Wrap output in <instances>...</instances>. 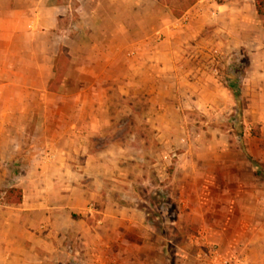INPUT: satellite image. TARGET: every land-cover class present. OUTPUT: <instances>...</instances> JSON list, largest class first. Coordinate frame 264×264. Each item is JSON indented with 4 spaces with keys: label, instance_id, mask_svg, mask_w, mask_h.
Listing matches in <instances>:
<instances>
[{
    "label": "rangeland",
    "instance_id": "obj_1",
    "mask_svg": "<svg viewBox=\"0 0 264 264\" xmlns=\"http://www.w3.org/2000/svg\"><path fill=\"white\" fill-rule=\"evenodd\" d=\"M58 1L72 35H38L36 66L25 37L13 53L0 49V209L11 186L25 189V205L60 202L69 129H79L73 165L86 179L72 181L84 190L72 197L88 210L86 238L64 236L57 264L78 263L66 254L239 264L252 221L264 256V18L254 1ZM69 38L72 56L61 45L52 67L56 42ZM141 49L145 66H132ZM103 149L110 173L86 161Z\"/></svg>",
    "mask_w": 264,
    "mask_h": 264
},
{
    "label": "crops",
    "instance_id": "obj_2",
    "mask_svg": "<svg viewBox=\"0 0 264 264\" xmlns=\"http://www.w3.org/2000/svg\"><path fill=\"white\" fill-rule=\"evenodd\" d=\"M254 1V0H253ZM255 8V5L253 4ZM256 11V10H255ZM67 15V5L58 0H0V49L4 54L5 46L13 53L16 39L25 37L28 39L29 45L32 43L33 51V65L36 66V41L38 35H45L46 37H61L70 36L69 30L62 27L65 20L64 15ZM61 26V27H60ZM57 48L50 59V64L53 67L56 60L60 46L68 47V54L72 56L71 45L72 39L56 42ZM29 51H31L29 47ZM150 51L136 50L131 51L130 63L132 66H145L144 61H137L136 56L140 54H147ZM4 58V55H2ZM14 57V56H13ZM2 58V59H3ZM152 58V57H151ZM11 64L10 66H13ZM49 77L45 81V89L50 81ZM9 83L15 84L16 79H12ZM70 134L68 138L66 155L62 158L63 169L60 171V177L65 182L66 191L62 192L60 202L45 207L42 203L25 205L24 201L18 204H10L2 206L0 209V264H57L63 262L61 252L64 250L63 240L64 236L68 240L77 239L84 241L85 234L81 229L83 225H87L84 217L88 210L82 211L76 209V203L72 195L80 194L82 186L79 187L72 183L73 180L86 179V171H82L83 166L79 169H74V162L79 163L76 159L81 148L83 149L84 142L82 136L77 134L81 130L69 129ZM72 133V134H71ZM76 152V155L73 153ZM108 151L103 149L101 153L89 154L86 158L87 162L96 159V163L103 165L107 172H111L109 163L110 156ZM46 161L51 160V156H45ZM4 161H0V164ZM54 162V161H53ZM3 173V172H2ZM101 174V173H100ZM103 179V174L100 175ZM22 187V186H21ZM25 194V189H22ZM90 192L89 188L85 190ZM253 195H258L254 193ZM41 208V209H35ZM260 212L261 210H254ZM44 216L45 227L43 229L37 227L33 222L31 216ZM79 215V217H75ZM259 221L254 223L252 221L253 232L247 238L244 237L240 243L242 245L240 253L237 254L239 264H264V256L261 255L262 240L255 227L260 225ZM258 224V225H257ZM250 223L247 222V226ZM69 241L68 244L70 243ZM72 245V244H70ZM64 252V251H63ZM77 258V264H95L94 257L85 258L84 254L81 257H72L66 254L67 262H73ZM99 260V257L97 258ZM98 264H104L103 259Z\"/></svg>",
    "mask_w": 264,
    "mask_h": 264
},
{
    "label": "trees",
    "instance_id": "obj_3",
    "mask_svg": "<svg viewBox=\"0 0 264 264\" xmlns=\"http://www.w3.org/2000/svg\"><path fill=\"white\" fill-rule=\"evenodd\" d=\"M254 5L258 16L264 18V0H254ZM238 96V92H236V101H238ZM22 198V189L17 186H11L3 191L2 202L5 204H18L22 202Z\"/></svg>",
    "mask_w": 264,
    "mask_h": 264
}]
</instances>
